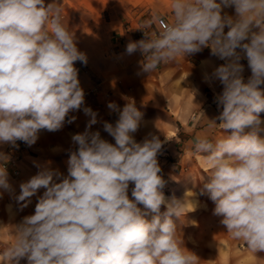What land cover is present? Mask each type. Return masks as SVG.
Returning a JSON list of instances; mask_svg holds the SVG:
<instances>
[{"label": "clouds", "instance_id": "1", "mask_svg": "<svg viewBox=\"0 0 264 264\" xmlns=\"http://www.w3.org/2000/svg\"><path fill=\"white\" fill-rule=\"evenodd\" d=\"M170 7L172 22L129 42L126 52L139 50L148 74L204 48L224 61L204 77L223 86L215 98L220 123L211 125L225 135L195 138L194 151L209 165L201 194L214 203L213 214L232 238L264 252V0H172ZM229 7L234 16L224 13ZM242 60L251 72L246 81ZM76 62L86 65L87 56L61 22L55 2L0 0V144L32 146L41 130H61L69 113L82 107L91 117L85 131L72 136L78 147L69 156L67 176L40 168L20 183L14 198L21 208L44 191L34 214L15 227V241L0 264L22 258L27 264H195L174 220H180L184 201L168 200L162 191V142L156 136L136 142L142 113L131 101L122 110L108 104L119 112L115 125L103 124L114 144L90 131L97 113L84 107ZM4 192L14 189L0 167V197ZM138 205L153 213L150 220Z\"/></svg>", "mask_w": 264, "mask_h": 264}, {"label": "crops", "instance_id": "2", "mask_svg": "<svg viewBox=\"0 0 264 264\" xmlns=\"http://www.w3.org/2000/svg\"><path fill=\"white\" fill-rule=\"evenodd\" d=\"M83 4V0H45L46 4L55 2L60 8L61 22L69 13L72 4ZM114 0H94L96 11L91 16L81 18V23L68 28L74 37H84V47H77L87 56V64L76 62L80 86L85 93L84 107H90L97 113V123L90 131H99L101 138L115 143L114 138L104 131V122L115 125L119 112L108 108L115 103L119 110L128 102H134L142 113L140 127L133 134L136 142L156 136L162 142L157 159L161 168L160 175L165 181L162 189L166 199L176 198L184 201L180 220L174 217L183 246L195 259V264H264V252L254 253L243 241L235 240L226 232L221 218L214 215V203L209 196L201 194L203 179L209 174V165L194 151V141L198 136L220 138L225 133L217 124L221 107L216 96L223 86L218 80L205 81L206 74L224 63L211 54L209 48L180 56L175 60L161 63L150 74L141 69L144 60L139 50L129 55L126 46L129 42L143 39L156 29L155 16H161L171 23L172 0H124V19L122 25L115 20L101 16L102 9L114 10ZM154 4V5H153ZM77 9V7H76ZM224 13L234 16V8H224ZM151 22L149 27H145ZM227 31V29H225ZM145 32V33H144ZM77 46V45H76ZM244 64L245 81L251 75ZM264 89V85L261 86ZM72 116V123L67 120ZM91 117L85 115L83 107L69 113L61 130L49 132L41 130L37 142L28 146L17 141V147L0 144V154L6 159L0 160L5 167L14 194L4 192L0 197V260L2 253L15 241V227L23 218L34 214L35 205L41 189L31 197V203L21 208L14 198L19 194V185L37 174L40 168L58 170L67 176L68 159L77 145L72 136L83 133ZM264 121V112L260 113ZM211 125V127H210ZM264 135V133H261ZM134 185L130 184L129 197ZM143 211V205H138ZM161 207V211H165ZM153 213L148 211L147 219ZM19 264H27L22 258Z\"/></svg>", "mask_w": 264, "mask_h": 264}, {"label": "rangeland", "instance_id": "3", "mask_svg": "<svg viewBox=\"0 0 264 264\" xmlns=\"http://www.w3.org/2000/svg\"><path fill=\"white\" fill-rule=\"evenodd\" d=\"M116 3H114L113 8L114 10H111V8L108 9H102V17H105L106 19H112L115 20L116 23L119 24H126V20L124 19L123 14V8H124V0H114ZM113 1V2H114ZM154 5V4H153ZM71 9L69 10V13L65 19H63V25L68 28H73L76 25L81 23V18H87L91 16L92 11H96L95 7L96 4L94 0H83V4H79L78 6L75 5V1H73L72 4H69ZM77 7V9H76ZM86 39L84 37H75V42L77 47H84L86 45L85 41Z\"/></svg>", "mask_w": 264, "mask_h": 264}, {"label": "built area", "instance_id": "4", "mask_svg": "<svg viewBox=\"0 0 264 264\" xmlns=\"http://www.w3.org/2000/svg\"><path fill=\"white\" fill-rule=\"evenodd\" d=\"M161 17V16H160ZM161 20H156V29L151 33V35H154L160 31L163 30V28L166 26L167 23H170L167 18L161 17Z\"/></svg>", "mask_w": 264, "mask_h": 264}]
</instances>
